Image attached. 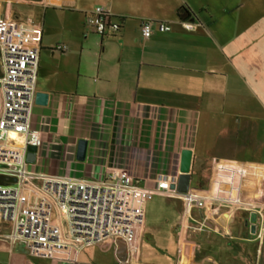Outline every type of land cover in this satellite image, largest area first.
Instances as JSON below:
<instances>
[{"label": "crops", "instance_id": "1", "mask_svg": "<svg viewBox=\"0 0 264 264\" xmlns=\"http://www.w3.org/2000/svg\"><path fill=\"white\" fill-rule=\"evenodd\" d=\"M98 7L119 32L99 35L87 25ZM183 7L193 20H180ZM142 21L155 29L148 40ZM158 22L171 31H157ZM3 32L39 48L36 94L50 95L33 107L42 144L27 160L31 185L105 181L120 166L147 199L130 245L78 255L32 256L4 241L11 225L0 220V264H264V1L0 0ZM81 140L85 161L77 160ZM184 149L193 152L190 196L159 192V175L178 182ZM0 184L18 181L0 176ZM38 202L27 188L24 207ZM151 203L159 218L149 227ZM187 225L197 230L185 236Z\"/></svg>", "mask_w": 264, "mask_h": 264}, {"label": "built area", "instance_id": "2", "mask_svg": "<svg viewBox=\"0 0 264 264\" xmlns=\"http://www.w3.org/2000/svg\"><path fill=\"white\" fill-rule=\"evenodd\" d=\"M111 20L110 12L101 7L87 15V25L99 35L120 31V24ZM156 24L162 33L172 29L169 22ZM154 32L152 22L142 21L144 40ZM39 53L38 47L14 42L12 32L0 35V176L18 181L16 186L0 184V220L11 225L4 241L12 247L23 244L30 255L41 257L64 252L78 255L103 243L123 241L130 245L145 225L147 193L122 167L109 168L105 181L49 177L39 188L30 183L28 147L42 144L41 133L32 128L31 122ZM21 138L24 140L19 143ZM157 182L159 192L190 196L171 189L176 183L173 177L159 175ZM27 188L37 193L36 206L24 207ZM195 230L187 225L185 236Z\"/></svg>", "mask_w": 264, "mask_h": 264}, {"label": "water", "instance_id": "3", "mask_svg": "<svg viewBox=\"0 0 264 264\" xmlns=\"http://www.w3.org/2000/svg\"><path fill=\"white\" fill-rule=\"evenodd\" d=\"M49 94L46 93H37L36 94V103L40 105H47L49 101ZM88 143L86 140H81L78 145L77 160L85 161L87 155ZM37 147L29 146L28 147V162L34 161V156L37 152ZM192 158L193 152L190 149H184L181 154V163H180V175L178 182L171 185L172 190H176L181 195H187L190 192V183H191V167H192ZM258 214L252 213L250 218L247 221V224H251V231L255 233L257 226ZM122 244H119L121 247L119 255L122 251Z\"/></svg>", "mask_w": 264, "mask_h": 264}, {"label": "rangeland", "instance_id": "4", "mask_svg": "<svg viewBox=\"0 0 264 264\" xmlns=\"http://www.w3.org/2000/svg\"><path fill=\"white\" fill-rule=\"evenodd\" d=\"M247 1V0H245ZM249 1V0H248ZM261 1H264V0H261ZM155 200H158V199H155ZM155 200H154V203H155ZM154 203H151L150 204V207L148 208V213H147V222H148V226L149 227H152V225L156 224L158 222V216H157V213L155 211V204ZM149 235L151 236V234L153 233V231L149 230ZM148 240V239H147Z\"/></svg>", "mask_w": 264, "mask_h": 264}, {"label": "trees", "instance_id": "5", "mask_svg": "<svg viewBox=\"0 0 264 264\" xmlns=\"http://www.w3.org/2000/svg\"><path fill=\"white\" fill-rule=\"evenodd\" d=\"M179 18L181 21H190L194 19V13L190 11L188 8L183 7L179 11Z\"/></svg>", "mask_w": 264, "mask_h": 264}]
</instances>
